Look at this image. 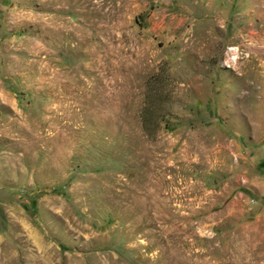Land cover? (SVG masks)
I'll use <instances>...</instances> for the list:
<instances>
[{
    "label": "rangeland",
    "instance_id": "rangeland-1",
    "mask_svg": "<svg viewBox=\"0 0 264 264\" xmlns=\"http://www.w3.org/2000/svg\"><path fill=\"white\" fill-rule=\"evenodd\" d=\"M0 264H264V0H0Z\"/></svg>",
    "mask_w": 264,
    "mask_h": 264
}]
</instances>
